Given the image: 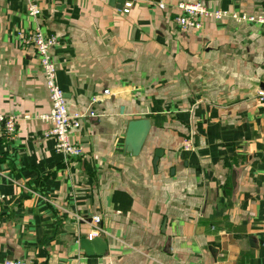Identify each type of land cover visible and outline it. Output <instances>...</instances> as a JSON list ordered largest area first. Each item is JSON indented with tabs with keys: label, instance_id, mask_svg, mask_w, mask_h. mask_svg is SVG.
I'll return each mask as SVG.
<instances>
[{
	"label": "crops",
	"instance_id": "obj_1",
	"mask_svg": "<svg viewBox=\"0 0 264 264\" xmlns=\"http://www.w3.org/2000/svg\"><path fill=\"white\" fill-rule=\"evenodd\" d=\"M188 1L37 0L34 20L23 0H0V114L16 117L13 139L0 132V262L264 264V26L206 18L183 31L174 17ZM199 1L264 15V0ZM36 25L58 40L68 111L94 112L68 133L75 158L39 136L50 101L17 37ZM138 119L149 128L131 154ZM95 225L107 250L87 256L78 240Z\"/></svg>",
	"mask_w": 264,
	"mask_h": 264
},
{
	"label": "built area",
	"instance_id": "obj_2",
	"mask_svg": "<svg viewBox=\"0 0 264 264\" xmlns=\"http://www.w3.org/2000/svg\"><path fill=\"white\" fill-rule=\"evenodd\" d=\"M27 14L36 20L40 15V7L37 0H23ZM129 2H124L123 12H128ZM179 13L174 17V21L179 29L185 31L188 29H201L203 21L206 18L214 20L231 18L238 22H247L264 26V15H254L247 13L230 12L225 9L209 8L199 0L179 2L177 4ZM17 37L24 44H31L38 56L43 75L44 86L50 101V109L44 116L50 121L49 129L42 131L39 136L42 138L52 137L54 140V152L61 154L64 159L75 158L82 154V147L73 143L68 138V133L72 128L79 126L84 118L94 116L92 110L69 112L66 105V98L63 90L56 83V66L52 60L51 49L58 43L55 35L44 33L38 25L29 30L17 31ZM107 89L103 90V95H108ZM257 100L264 101V90L256 92ZM97 96L91 98V103L97 102ZM0 132L7 139H13L16 136V117L12 115L0 114ZM184 148H191L189 140L184 141ZM2 195L0 193V200ZM99 221L98 216L92 217V223ZM99 235V230H92L88 238ZM0 264H29L23 259H5Z\"/></svg>",
	"mask_w": 264,
	"mask_h": 264
},
{
	"label": "water",
	"instance_id": "obj_3",
	"mask_svg": "<svg viewBox=\"0 0 264 264\" xmlns=\"http://www.w3.org/2000/svg\"><path fill=\"white\" fill-rule=\"evenodd\" d=\"M139 127H141L139 129ZM149 128L147 119L130 120L128 122L127 131L125 134L124 150L131 154H137L145 140ZM162 154L160 149H156L152 160L153 166L156 167L158 158ZM98 230H101L99 225H95ZM75 231V229H73ZM79 247L87 256L102 255L107 250V244L103 236L97 235L92 238L81 237L78 240Z\"/></svg>",
	"mask_w": 264,
	"mask_h": 264
}]
</instances>
